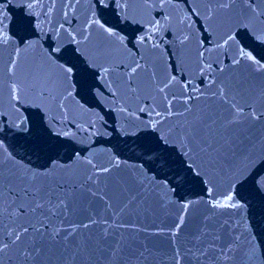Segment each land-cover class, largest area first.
<instances>
[{
    "label": "snow or ice",
    "instance_id": "6c2138e0",
    "mask_svg": "<svg viewBox=\"0 0 264 264\" xmlns=\"http://www.w3.org/2000/svg\"><path fill=\"white\" fill-rule=\"evenodd\" d=\"M8 2L0 125L24 130L32 108L83 144L111 136L110 113L114 130L144 134L147 158L98 160L87 144L36 167L0 140V264H228L236 189L264 163V0H22L35 38L19 41ZM112 10L140 25L132 47L102 19ZM158 149L179 154L181 184L198 190L173 199L150 166Z\"/></svg>",
    "mask_w": 264,
    "mask_h": 264
},
{
    "label": "water",
    "instance_id": "95a60500",
    "mask_svg": "<svg viewBox=\"0 0 264 264\" xmlns=\"http://www.w3.org/2000/svg\"><path fill=\"white\" fill-rule=\"evenodd\" d=\"M0 2H4V0H0ZM154 15L158 17L160 13L154 12ZM102 19L109 26L121 31L129 39L128 44L132 47V40L134 41L136 32L141 30L139 24L120 21L114 10L103 15ZM4 23L16 41L25 36L35 38L31 36V32L35 30V20L22 6V0H9L5 9ZM239 39L244 42L246 37L241 34ZM50 43V40H46V46H49ZM225 62L227 63V60ZM83 100L89 106L97 104V101L90 95L84 97ZM23 116L28 118L27 127L24 130H19L7 126V121H5L3 125H0V140L4 141L9 151L14 152L17 157H23L32 166L39 167L50 158L61 163H70L68 157L71 153L87 144H91L97 150L95 155L98 160L107 158L106 150L120 153L121 158L126 159L129 163H135L137 157L147 158L144 134L124 136L118 130H114L116 127L115 118L110 113L107 125L108 130L112 133L111 136L93 137L91 140L84 141L83 144L76 140L56 136L52 128L44 121L41 113L35 109L28 108L23 111ZM152 157L150 166L157 170V174L166 176L173 186H178V195L173 196V199L190 195L192 191L198 190L194 189L190 183L181 184V180L187 174L184 167L181 166V157L178 153L170 155L167 151L158 149L152 154ZM247 175L248 179L243 189H236L239 196L243 198L244 207L233 217L234 221H242L238 233L242 236L239 244L234 247L228 264H264V187L258 184L259 180L264 179V163L257 161L249 169ZM188 179L190 180L191 177L189 176ZM217 186L219 190H224L227 185L224 180H218Z\"/></svg>",
    "mask_w": 264,
    "mask_h": 264
}]
</instances>
